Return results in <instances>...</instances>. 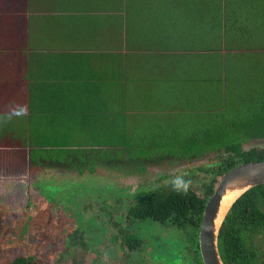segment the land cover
<instances>
[{"label":"crops","instance_id":"0c3cea01","mask_svg":"<svg viewBox=\"0 0 264 264\" xmlns=\"http://www.w3.org/2000/svg\"><path fill=\"white\" fill-rule=\"evenodd\" d=\"M225 66L264 80V0H0V191L13 150L74 144L110 113L204 110Z\"/></svg>","mask_w":264,"mask_h":264},{"label":"trees","instance_id":"16d2710c","mask_svg":"<svg viewBox=\"0 0 264 264\" xmlns=\"http://www.w3.org/2000/svg\"><path fill=\"white\" fill-rule=\"evenodd\" d=\"M212 72L210 69L206 76ZM228 78L227 66L222 67L219 82L208 81L206 77L209 89L200 87L204 94L199 93L196 100H210L206 105L209 108L196 113L150 114L134 119L129 115L123 127L115 113H110V122L96 132L81 134L74 144L42 143L40 148L46 149H31L32 168H62L76 176L70 178L73 181L54 184L37 185L39 179L30 181L45 205L43 208L40 202L35 204L31 200L23 209L26 225H22V232L27 240L13 243L22 252L13 255L6 264H47L49 256L60 259L72 245L90 246L95 242L92 264H99L102 259L109 264H204L198 232L205 204L220 177L240 163L264 159V147H242L246 139L264 137V86L258 91V111H248L256 112L250 122L248 115L244 118L239 115L246 103L243 98L249 93L248 87L243 89L245 76L236 83ZM253 85L249 87L251 93ZM228 104L232 105L230 117L226 114ZM227 118L231 121H226ZM210 152L215 155L206 162L191 164L175 174L158 172L155 179H146L151 165L200 160ZM103 171L141 179L133 188L124 187L104 180L98 175ZM40 207L45 210L44 215L37 214ZM56 219L61 224L56 223L54 228ZM148 221L182 231L183 240L163 241L153 234L145 239L136 229ZM50 226L52 234L47 230ZM42 232L54 237L59 233L61 238L57 243L46 244L44 252L29 250V245H40L33 242L36 239L33 237ZM261 240H264V183L243 193L227 213L218 237L220 255L225 264H264ZM146 241L151 244L149 259L144 256L133 260L134 251L143 252ZM52 246L53 250L49 248Z\"/></svg>","mask_w":264,"mask_h":264},{"label":"rangeland","instance_id":"374dc122","mask_svg":"<svg viewBox=\"0 0 264 264\" xmlns=\"http://www.w3.org/2000/svg\"><path fill=\"white\" fill-rule=\"evenodd\" d=\"M245 76V75H243ZM256 77V74H255ZM259 79V78H257ZM252 84H261L264 82L263 78L260 77V80H251ZM250 81H243V89L248 87L249 93L244 96L243 101L244 103L241 107L239 115L243 116L246 114L247 117L250 118V122H252L254 113H249L248 111H258L257 110V101L259 100V93L258 91H262V89H256L255 87H252L253 92L251 93L249 87ZM205 87L208 90L209 85L205 83ZM249 84V85H248ZM262 85V84H261ZM264 95V94H263ZM229 108L227 111L228 117L232 116V105H229ZM252 107V108H251ZM237 118V116H236ZM239 118V116H238ZM241 118V119H242ZM226 121H231V119H226ZM243 121V120H242ZM78 133V132H77ZM78 137V134H77ZM82 137V135H79V138ZM242 147L244 149H248L251 147H264V137H255L246 139L245 142H243ZM19 153V155H18ZM14 154L15 159L12 157L11 160H7L8 164H11V166L14 164V168L12 171L17 170V175L13 174V185L11 187V191H0V264H6V262L15 254L18 252H22L21 247L13 246V243H19L27 240L26 236L24 235V232H22L24 226L26 225L25 222V210H23L26 205L30 203L31 200L35 201V204L41 203L40 206H43L45 203L43 202V199L39 198V195H37L36 189H33V185L30 181L38 180L39 182L37 185L41 183L48 182L49 184L54 183H60V182H66V181H73V179H70L74 176V172H68L62 168H51V167H37L32 168L30 165V160L27 157V154L25 151H21ZM215 155V152H210L206 154L203 158L199 159H193L191 161L186 160H179L173 163H167L165 162L163 165H151L148 167V170L146 172V179L152 180L157 177V173H167V174H175L179 171H181L185 167H189L191 164H199L201 162H206L213 158ZM20 156V157H19ZM104 180L115 182L118 185L124 186V187H135L137 183L140 181V177L138 176H127V175H120L118 173H110L107 171H103L99 173ZM76 176V174H75ZM67 178V179H66ZM1 187H4V184H0ZM35 186V185H34ZM0 187V188H1ZM72 187V186H70ZM67 193V192H65ZM62 199V198H61ZM63 201V200H61ZM59 203L63 204L59 201ZM30 209H28V212L30 213ZM27 211V210H26ZM35 212V211H34ZM37 214H45L44 209H40L37 211ZM85 216H81V220H84ZM78 221H80L79 217H76ZM59 219H56V222L52 224L54 228H56V223H58ZM80 223H82L80 221ZM84 224V223H83ZM86 224V223H85ZM47 230L52 234L51 226L47 227ZM56 230V229H55ZM137 233L142 236L148 238L150 234H153L154 236H160L163 241L170 240L176 238V240L180 241L183 240L184 233L182 231L176 230L174 227L166 226L159 223L154 222H146L143 226H138L136 229ZM33 238H36L33 240L35 244H40L39 246H33L29 245L27 246L29 250H36L38 252H44L47 249L48 243L52 242H59V239L61 238V235L58 233L57 236H45V234L42 232L39 235H35ZM38 238L42 239V243ZM150 242V241H149ZM148 241L145 242L144 248L142 251H134L135 253L132 254L133 260H137L138 258L143 259V257H147L148 254H150L149 249L151 248V244ZM263 252H264V240L260 241ZM97 246V243H93L90 246H81L79 243L70 246L69 251L62 256L60 259H56L54 256H49L47 260V264H79L77 263V260H82L80 264H92L94 261V248ZM172 247H175V245H172ZM51 250L54 249V246L49 247ZM61 249V247H60ZM137 253V254H136ZM148 258V257H147ZM149 259V258H148ZM111 261V260H110ZM99 264H109L105 259H102L98 262ZM148 264V263H147ZM149 264H153L149 262Z\"/></svg>","mask_w":264,"mask_h":264},{"label":"water","instance_id":"95a60500","mask_svg":"<svg viewBox=\"0 0 264 264\" xmlns=\"http://www.w3.org/2000/svg\"><path fill=\"white\" fill-rule=\"evenodd\" d=\"M261 183H264V159L240 163L222 174L200 222L198 240L204 264H225L218 247L224 219L243 193Z\"/></svg>","mask_w":264,"mask_h":264}]
</instances>
